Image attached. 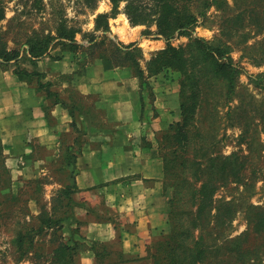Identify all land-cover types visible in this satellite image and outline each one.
Instances as JSON below:
<instances>
[{"label": "crops", "instance_id": "obj_1", "mask_svg": "<svg viewBox=\"0 0 264 264\" xmlns=\"http://www.w3.org/2000/svg\"><path fill=\"white\" fill-rule=\"evenodd\" d=\"M33 70L54 96L37 79L20 81L12 68H0L6 166L16 179L42 180L46 197L61 200L75 239L103 244L105 264L147 262L165 224L159 144L179 119L173 84L153 83L149 100L127 69L102 60L79 68L70 53L40 59ZM78 256L97 264L91 249Z\"/></svg>", "mask_w": 264, "mask_h": 264}, {"label": "trees", "instance_id": "obj_2", "mask_svg": "<svg viewBox=\"0 0 264 264\" xmlns=\"http://www.w3.org/2000/svg\"><path fill=\"white\" fill-rule=\"evenodd\" d=\"M97 1L85 0L90 9H93ZM122 1L126 2L123 10L132 25L143 23L148 18L155 24L157 34L166 38H171L179 30L192 28L197 18L205 17L211 8L219 12L227 9L226 0H148V5L141 4L140 0H110L111 12L96 16L95 31L108 30V18L116 15ZM241 2L246 5L247 0ZM260 3L264 5V0H251L248 5L256 4L254 7L244 8L224 18L221 35H235L246 27L254 28L257 35L263 34L264 6L259 7ZM246 12L248 22L244 24L243 15ZM4 17L3 2L0 0V22ZM76 32L75 29H67L61 22L54 36L51 32L43 36H30L26 40L29 61L35 63L46 57L56 39H66L68 42L61 41V45L69 50L82 48L76 44ZM248 37L250 34L244 35L242 43H246ZM104 42L111 46L109 54H99L97 59L113 67L133 68L141 80L145 72L150 77L171 70L182 76L179 90L181 120L169 126L160 143L164 178L170 181L173 189V196L168 202V228L161 231L162 240H157L149 247L148 258L151 264H260L264 259V207L253 205L249 199L255 194V184L258 181L264 182V143H261L259 135L264 136V109H252L256 116L253 117L261 126L260 132L251 129L248 121L239 122L241 133L238 143L246 145V154L240 151L227 156L217 153L208 144L207 129L203 122L200 121L199 126L195 124L198 110L202 112L204 108L207 115L215 112L216 106L207 110L210 108L207 101L217 95L216 88L211 87L215 82L221 83L219 96L232 99L236 95L239 71L227 56L232 48L224 40L213 44L194 39L183 48L168 45L152 56L144 71L138 62L140 52L133 45L122 47L104 35L100 42L92 38L87 48H96ZM261 42H264V36ZM254 46L256 44L245 46L244 49H257L254 52L256 56L250 59L256 65H263L264 50ZM0 56L4 57L2 54ZM223 57H226V61ZM14 74L25 82H30L35 76L38 88H45L48 97L54 96L48 91L49 84L39 80L43 78L40 74L26 70H15ZM204 87H207V92L202 95ZM241 111L243 115L248 110H238L236 107L231 112L239 119L242 118ZM229 184L240 185L239 193L229 200L217 199L218 190ZM238 216H242L246 228L232 236V223ZM63 218L66 220L67 216ZM38 219L37 229L40 231L54 230L59 222V219H53L50 215ZM69 230V240L61 241L51 250V264H75L82 241L75 239L74 229ZM90 249L94 252L97 264H105L108 257L106 248L97 247L95 243Z\"/></svg>", "mask_w": 264, "mask_h": 264}, {"label": "rangeland", "instance_id": "obj_3", "mask_svg": "<svg viewBox=\"0 0 264 264\" xmlns=\"http://www.w3.org/2000/svg\"><path fill=\"white\" fill-rule=\"evenodd\" d=\"M139 1V0H138ZM141 4L148 5V0H140ZM247 0L243 5L241 0H226L227 9L219 12L211 8L205 17H198L195 25L186 30H179L171 38H166L157 34L154 23L148 18L143 23L132 25L124 13L125 3L119 4L118 11L114 17H109L107 24L108 30L95 31V18L99 14H109L111 12L110 0H98L90 9L85 0H2L4 8V19L0 22V68H12L15 70H26L35 72L37 62L29 61L27 53L26 40L34 34L43 36L48 32L54 36L58 24H62L67 29H75L76 44L82 48L69 50L61 45V41L68 42L66 39H56L52 42L48 55L42 59L59 60L66 53H70L79 68H84L88 62L98 60L99 54L108 56L109 44L100 43L96 48H87L90 40L95 38L97 42L104 39V35L113 43L122 47L133 45L139 50V65L145 71L147 63L152 56L165 49L168 45L175 48L186 47L194 39L209 43H218L219 40L226 41L232 49L227 55L231 63L238 71L236 80V95L232 99L219 96L220 82H215L211 87L216 88L217 95L211 96L207 101V106H216L215 112L211 115L205 114V109L198 110V119L195 124L200 125L203 122L206 127V136L211 149L217 153L227 156L233 152L240 151L246 154V145L238 143V137L241 133V122L248 121L251 129L260 132L261 126L253 115V107L264 109V64L256 65L250 57L256 56L254 52L257 49H244L245 46L261 47L264 50V42H261L263 34H255L254 28L246 27L237 33L222 36L221 23L226 17H231L244 8H252L254 4H249ZM264 6L262 3L258 5ZM244 24L248 22V12L243 15ZM224 32H227L226 30ZM250 34L246 43H242L243 36ZM52 48V49H51ZM15 56V58H10ZM226 61V57H223ZM264 63V59L262 60ZM125 68V67H122ZM128 71L127 78L139 86L142 91L145 90L149 100L154 97L153 83L171 82L177 91L178 104L180 105V82L182 76L178 72L171 70L163 71L157 75L139 79L133 68H125ZM32 79L36 80L34 76ZM42 82V78L39 79ZM207 92V87L203 88L202 95ZM249 101L251 103H249ZM205 106V105H203ZM238 110H248L237 119L231 112L233 108ZM254 116V117H253ZM252 117V118H251ZM181 120L180 109L179 119L172 121L171 124ZM169 129V128H168ZM168 131V130H167ZM261 143H264V136L259 134ZM160 145V144H159ZM163 153L159 146V155ZM7 158L1 153L0 156V264H51V250L61 241L69 240L70 227L69 221L65 220L62 213L64 208L57 200L48 199L43 189L42 180L37 178L23 179L22 175L16 179L13 176V170L6 164ZM12 171V172H11ZM37 179V180H36ZM167 179V178H166ZM164 199L166 203L165 224L163 229L155 234L151 244L157 240H162L161 231L167 230L168 220V202L173 196V189L170 187V181H164ZM241 190V186L229 184L227 187L220 188L216 193V198H225L229 200L236 196ZM57 198V195H54ZM253 205L264 207V182L258 181L255 184V194L249 199ZM50 215L58 220V226L55 229H43L40 231L38 217L45 218ZM70 225V226H69ZM246 223L242 216H238L232 223V236H236L244 231ZM21 236L23 238L21 239ZM95 243L82 242L80 250L90 249ZM97 247L103 246L102 243H96ZM104 247V246H103ZM149 250V249H148ZM147 250V252H148ZM75 264H81L79 256ZM128 264H151L147 256V262L128 263ZM260 264H264V259Z\"/></svg>", "mask_w": 264, "mask_h": 264}]
</instances>
